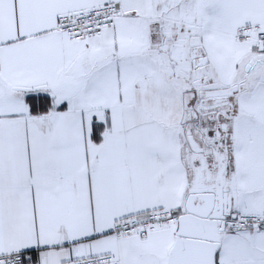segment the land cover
I'll return each mask as SVG.
<instances>
[{
	"label": "snow or ice",
	"instance_id": "6c2138e0",
	"mask_svg": "<svg viewBox=\"0 0 264 264\" xmlns=\"http://www.w3.org/2000/svg\"><path fill=\"white\" fill-rule=\"evenodd\" d=\"M0 264H264V0H0Z\"/></svg>",
	"mask_w": 264,
	"mask_h": 264
}]
</instances>
